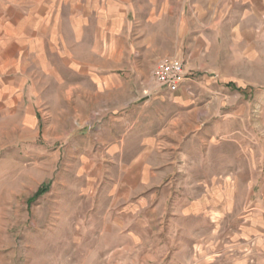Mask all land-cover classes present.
Listing matches in <instances>:
<instances>
[{
  "label": "rangeland",
  "instance_id": "374dc122",
  "mask_svg": "<svg viewBox=\"0 0 264 264\" xmlns=\"http://www.w3.org/2000/svg\"><path fill=\"white\" fill-rule=\"evenodd\" d=\"M89 1L0 0V264H264V0Z\"/></svg>",
  "mask_w": 264,
  "mask_h": 264
},
{
  "label": "crops",
  "instance_id": "0c3cea01",
  "mask_svg": "<svg viewBox=\"0 0 264 264\" xmlns=\"http://www.w3.org/2000/svg\"><path fill=\"white\" fill-rule=\"evenodd\" d=\"M98 0H90L89 2H94L96 3ZM123 2H130L131 0H122ZM139 1V0H138ZM145 1V0H144ZM149 2H152V3H155V2H160V3H168V2H181V3H184V2H191V1H198V0H147ZM206 1V0H205ZM25 2L29 3L30 5V19H32V17H35V18H45L46 17V13L48 14L49 12H55L56 13V17L59 15L60 11H61V8H62V2L65 3V2H82V0H48V2H52V5L51 7L49 6H46V0H25ZM98 2H102L104 3L105 5L103 6L104 7V10H107V3L109 4L108 6V10L110 11L111 10V5H112V2L113 0H99ZM75 12L78 11L80 12V5L78 7H75ZM5 9H2V7H0V34H1V30H4L5 29V22L4 20L2 19V16L3 15V12H4ZM53 10V11H52ZM84 10H88V11H95L96 10V6L93 5V8L92 7H83L81 11H84ZM102 11V10H101ZM34 12V14H32ZM77 13V12H76ZM14 12H11L9 11L8 12V17H11L13 16ZM14 19V17L12 18ZM11 19V20H12ZM11 29V27H9ZM9 34H11V31L9 32ZM262 225H264V221L261 222Z\"/></svg>",
  "mask_w": 264,
  "mask_h": 264
},
{
  "label": "built area",
  "instance_id": "2783aa9c",
  "mask_svg": "<svg viewBox=\"0 0 264 264\" xmlns=\"http://www.w3.org/2000/svg\"><path fill=\"white\" fill-rule=\"evenodd\" d=\"M186 71L180 63L172 59L160 60L153 72V78L160 86L174 91L186 80Z\"/></svg>",
  "mask_w": 264,
  "mask_h": 264
}]
</instances>
